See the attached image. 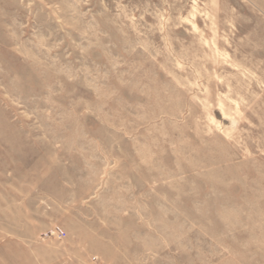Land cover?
<instances>
[{
  "label": "rangeland",
  "instance_id": "374dc122",
  "mask_svg": "<svg viewBox=\"0 0 264 264\" xmlns=\"http://www.w3.org/2000/svg\"><path fill=\"white\" fill-rule=\"evenodd\" d=\"M0 264H264V0H0Z\"/></svg>",
  "mask_w": 264,
  "mask_h": 264
},
{
  "label": "built area",
  "instance_id": "2783aa9c",
  "mask_svg": "<svg viewBox=\"0 0 264 264\" xmlns=\"http://www.w3.org/2000/svg\"><path fill=\"white\" fill-rule=\"evenodd\" d=\"M65 235V231L63 228L59 225H53L47 229H45L43 232L40 233V236L43 239H50V238H61Z\"/></svg>",
  "mask_w": 264,
  "mask_h": 264
},
{
  "label": "bare ground",
  "instance_id": "6f19581e",
  "mask_svg": "<svg viewBox=\"0 0 264 264\" xmlns=\"http://www.w3.org/2000/svg\"><path fill=\"white\" fill-rule=\"evenodd\" d=\"M222 117H225V114L223 113Z\"/></svg>",
  "mask_w": 264,
  "mask_h": 264
}]
</instances>
